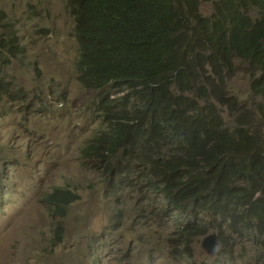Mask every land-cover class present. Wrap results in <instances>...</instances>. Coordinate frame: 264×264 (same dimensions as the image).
<instances>
[{
    "label": "trees",
    "instance_id": "obj_1",
    "mask_svg": "<svg viewBox=\"0 0 264 264\" xmlns=\"http://www.w3.org/2000/svg\"><path fill=\"white\" fill-rule=\"evenodd\" d=\"M68 1L79 80L97 92L106 124L83 157L100 162L117 186L134 188L137 173L179 218L176 234L185 250L215 233L218 253L201 264H234V245L242 250L247 243L264 264V22L246 24L248 30L239 10L251 0ZM202 3L211 4V15L200 14ZM258 3L264 10V0ZM24 51L0 9V98L12 93L6 70ZM234 60L248 64L242 67L249 76L254 67L259 71L250 81L259 101L249 117L241 114L228 127L220 108L232 112L237 104L220 75L236 69ZM205 63L214 79L196 76ZM251 114L259 123L253 129ZM78 199L64 188L44 197L60 218ZM61 232L59 226L57 239Z\"/></svg>",
    "mask_w": 264,
    "mask_h": 264
},
{
    "label": "rangeland",
    "instance_id": "obj_2",
    "mask_svg": "<svg viewBox=\"0 0 264 264\" xmlns=\"http://www.w3.org/2000/svg\"><path fill=\"white\" fill-rule=\"evenodd\" d=\"M0 9L25 48L6 70L12 93L0 98V264L210 262L215 255L204 253V237L185 250L176 234L179 218L164 208L161 195L143 187L137 173L134 188L117 186L100 162L83 157L82 149L106 124L97 92L79 80L69 1L0 0ZM199 12L211 15V4L202 3ZM242 66L248 64L234 60V72L220 75L223 91L237 104L232 112L220 108L228 127L241 114L249 117L259 101ZM199 67L196 76H216L207 63ZM249 124L259 126L254 114ZM56 188L79 196L63 218L54 217L44 200ZM233 251L234 264H258L250 243Z\"/></svg>",
    "mask_w": 264,
    "mask_h": 264
},
{
    "label": "clouds",
    "instance_id": "obj_3",
    "mask_svg": "<svg viewBox=\"0 0 264 264\" xmlns=\"http://www.w3.org/2000/svg\"><path fill=\"white\" fill-rule=\"evenodd\" d=\"M239 10L241 11L242 19H243V25L246 29H248L245 26L246 24H259V25H261L264 22V10L260 9L258 0L249 1L248 3H246L245 6L241 7ZM208 67L211 70V67L210 66H208ZM233 72H234V70L231 71V73H233ZM258 72L259 71L257 70V68L254 67L250 76H254V75L258 74ZM209 234H212V233H209ZM206 236H204V237H206Z\"/></svg>",
    "mask_w": 264,
    "mask_h": 264
},
{
    "label": "water",
    "instance_id": "obj_4",
    "mask_svg": "<svg viewBox=\"0 0 264 264\" xmlns=\"http://www.w3.org/2000/svg\"><path fill=\"white\" fill-rule=\"evenodd\" d=\"M201 247L206 254L209 256H214L219 250V240L215 233L208 234L201 241Z\"/></svg>",
    "mask_w": 264,
    "mask_h": 264
}]
</instances>
